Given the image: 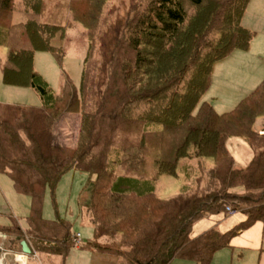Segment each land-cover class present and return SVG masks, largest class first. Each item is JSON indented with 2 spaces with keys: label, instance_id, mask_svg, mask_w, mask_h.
I'll use <instances>...</instances> for the list:
<instances>
[{
  "label": "trees",
  "instance_id": "1",
  "mask_svg": "<svg viewBox=\"0 0 264 264\" xmlns=\"http://www.w3.org/2000/svg\"><path fill=\"white\" fill-rule=\"evenodd\" d=\"M18 1L27 20L13 24ZM109 1L69 0L72 22L84 26L90 47L79 86L66 79L57 95L35 71L34 55L49 52L62 62L67 27L41 21L45 0H0V47L7 51L2 81L32 89L41 100L18 108L14 121L0 117V173L31 199L26 229L10 216L0 233L27 242L33 254L66 258L76 243L73 226L45 219L43 201L47 188L54 199L62 177L80 172L94 177L87 206L94 238L85 249L116 256L118 264H210L234 237L264 222V134L255 129L264 119V82L229 112L201 103L214 65L247 51L256 36L242 25L251 0H132L124 21L105 35L98 68L90 60L92 44L106 26L107 17L100 18ZM67 114L80 115L71 147L55 137ZM232 138L252 150L244 168L227 149ZM201 159L213 162L206 179L184 171L196 190L186 185L174 198L156 195L152 182L177 177L182 162L185 170ZM227 207L244 220L227 232L211 228L192 236L198 222Z\"/></svg>",
  "mask_w": 264,
  "mask_h": 264
},
{
  "label": "rangeland",
  "instance_id": "2",
  "mask_svg": "<svg viewBox=\"0 0 264 264\" xmlns=\"http://www.w3.org/2000/svg\"><path fill=\"white\" fill-rule=\"evenodd\" d=\"M45 2L46 8L41 17V21L47 24L67 27L66 36L62 42L65 56L62 62H59L49 52H36L34 55V68L52 92L60 95L66 79L71 80L76 86H79L83 61L89 50L90 42L86 38V29L84 26L80 23L72 22L68 10L69 0H45ZM132 5V0H110L108 2L103 13V18H100L102 21L104 17H107V23L105 22L106 26L95 31L92 44V56L90 60L98 68L100 64L102 65L105 55L101 48V43L105 42L106 38L111 35L109 32L113 26H116L120 21H124ZM247 12L248 10H246ZM262 16L258 22L254 23L256 27L251 29L256 32V36L246 51L252 54V58L255 61H258L259 67H264V11L262 12ZM26 20L27 17L23 12L22 4L18 1L12 17L13 24L24 23ZM70 22L71 24L69 25ZM106 34H108L107 37H105ZM1 51L2 49H0V60L3 62L5 56H2ZM255 53H257L256 56H254ZM1 65L0 61V69ZM213 70L214 68L212 69L211 77ZM98 74L99 72L97 71V76ZM215 78L216 74H214ZM99 79H104V73L101 71ZM214 89L216 87L213 88L212 86L211 90L209 88V93L202 97L201 103H209L212 100L210 95L213 94L212 91ZM244 97V95L238 94L231 99L214 101L216 112L222 114L233 110ZM40 104L41 100L39 96L32 89L4 84L1 79L0 70V106H40ZM263 127L264 119H259L255 125V129H261V133L264 134L262 132ZM55 128L57 142L62 146H73L80 128V115H65L55 125ZM227 149L234 159L235 166L239 168H244L253 156L252 150L240 138L230 139L227 142ZM185 164L186 162H182L179 166L177 177L162 175L156 181L152 182L154 191L159 198H174L182 193V189L186 185H190L193 189L192 191L196 190V184L193 183V180H187L185 174L186 169H188L189 174H194V177L203 174V179H206L207 172L213 167V162L210 159L193 160L188 162L189 167H185V170L183 168L181 169ZM93 181L94 177H90L85 173L70 172L60 180L55 191L54 199L50 189H46L43 201V217L48 220H53L56 217L65 219L72 224L73 232L80 235L78 244L75 243V247L66 258L63 259L59 256H46L33 253L27 257L24 254H20L21 246L19 242L14 246L13 253H18L27 258V260L29 259V264H118L119 260L116 256L102 254L84 248L94 238L93 228L87 214V206L90 205L92 198ZM204 185L205 181L203 182ZM30 204V197L18 194L11 178L6 174L0 173V222L6 223L8 218L12 216L18 220L20 227L26 229V218L30 213ZM244 218L241 212L227 215L226 210L223 214L207 216L194 226L192 236L197 237L211 228L226 232L243 221ZM0 235L6 238L5 235L1 233ZM6 240L9 242L12 239L6 238ZM170 264H196V262L186 259H175ZM210 264H264V222H258L250 229L244 231L242 235L234 237L229 247L221 249L214 254Z\"/></svg>",
  "mask_w": 264,
  "mask_h": 264
},
{
  "label": "crops",
  "instance_id": "3",
  "mask_svg": "<svg viewBox=\"0 0 264 264\" xmlns=\"http://www.w3.org/2000/svg\"><path fill=\"white\" fill-rule=\"evenodd\" d=\"M247 10L249 13H245L242 19V25L245 28L251 30L256 27L254 23L258 22V20L263 17L262 12L264 11V0H251ZM0 49H2V56H5L3 62L2 60H0L2 64L0 69L2 79V69L6 59L7 51L3 47H0ZM256 55L257 53H255L254 56ZM213 68L214 70L211 77L210 90L212 89V86L213 88L216 87V89L212 91L213 94L210 95L212 100H210L209 103L214 107L215 110L216 105L214 101L231 99L238 94L244 95L246 97L251 92H253L262 82H264V67H259L258 61H255L254 58H252V54L247 53L246 51H235L233 54L227 56L222 61L216 63ZM214 74H216L215 79ZM210 90L206 92L205 96L209 93ZM20 107L27 106H0V117L8 121H14L18 114V108ZM0 224H9V218L6 223L0 222ZM240 235H242V233ZM16 244L17 243L15 241L8 242L4 236L0 235V264H29V259L27 260V258L20 255L23 254L22 248L20 254L13 253L14 246ZM19 245L21 246L20 242Z\"/></svg>",
  "mask_w": 264,
  "mask_h": 264
},
{
  "label": "water",
  "instance_id": "4",
  "mask_svg": "<svg viewBox=\"0 0 264 264\" xmlns=\"http://www.w3.org/2000/svg\"><path fill=\"white\" fill-rule=\"evenodd\" d=\"M21 248H22V253L25 255V256H31L32 255V250L31 248L29 247L28 243L25 242V241H22L21 242Z\"/></svg>",
  "mask_w": 264,
  "mask_h": 264
},
{
  "label": "built area",
  "instance_id": "5",
  "mask_svg": "<svg viewBox=\"0 0 264 264\" xmlns=\"http://www.w3.org/2000/svg\"><path fill=\"white\" fill-rule=\"evenodd\" d=\"M226 213H227V215H233V214L235 213V211H234L232 208L227 207V208H226ZM79 239H80V235L77 234L76 237H75V242H76L77 244H78V242H79Z\"/></svg>",
  "mask_w": 264,
  "mask_h": 264
}]
</instances>
